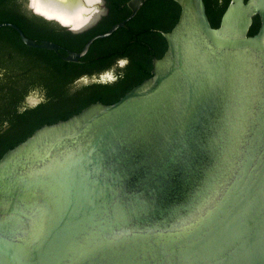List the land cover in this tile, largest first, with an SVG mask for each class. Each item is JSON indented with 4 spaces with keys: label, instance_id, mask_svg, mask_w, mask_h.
<instances>
[{
    "label": "water",
    "instance_id": "water-1",
    "mask_svg": "<svg viewBox=\"0 0 264 264\" xmlns=\"http://www.w3.org/2000/svg\"><path fill=\"white\" fill-rule=\"evenodd\" d=\"M173 1L180 16L151 77L1 157L0 264H264V0H231L217 28L204 0Z\"/></svg>",
    "mask_w": 264,
    "mask_h": 264
},
{
    "label": "trees",
    "instance_id": "trees-1",
    "mask_svg": "<svg viewBox=\"0 0 264 264\" xmlns=\"http://www.w3.org/2000/svg\"><path fill=\"white\" fill-rule=\"evenodd\" d=\"M230 1L204 0L207 16L213 28L219 27ZM118 4V2L113 3L110 7L112 17L107 21L109 27L121 18V15L113 14L118 9ZM152 5L155 6L154 15L169 13L167 15L171 23L164 27V31L170 32L179 19L180 6L173 0H149L145 9H149ZM152 8L153 6L149 10ZM6 21L17 22L11 14L0 18V22ZM18 25L20 26L19 22ZM259 27L260 19L257 16L253 19L249 36L255 35ZM89 36L91 37L92 34ZM28 37L31 35L28 34ZM73 37L68 40L69 42L61 39L54 42L78 52L91 39L83 35ZM32 39L38 43L41 40L40 38ZM112 39L114 38L94 41L80 63H69L60 59L53 51L26 46L12 28L0 29V159L8 150L23 142L42 126L66 120L95 101H103L105 104L110 102L107 101L110 98L103 95V93L107 95L110 91L97 90V92H91L92 95L84 91L79 92L74 85L89 69L104 67L106 59H109L108 51L113 49L109 46ZM131 39L121 40V50L127 52L131 49ZM137 39L146 42L147 48L152 46L156 50L155 56L158 59L167 50L165 38ZM99 55L105 57L99 58ZM151 68V54L150 56L145 54L142 61L132 56L129 71L135 80L131 86L151 77ZM71 85H73L72 88ZM38 90L45 93V99L38 106L30 108L25 99L31 92Z\"/></svg>",
    "mask_w": 264,
    "mask_h": 264
},
{
    "label": "flooded vegetation",
    "instance_id": "flooded-vegetation-1",
    "mask_svg": "<svg viewBox=\"0 0 264 264\" xmlns=\"http://www.w3.org/2000/svg\"><path fill=\"white\" fill-rule=\"evenodd\" d=\"M122 1L123 0H72L71 8L66 10L60 8L50 13L47 8L39 5L40 0H0V18L8 14L13 15L17 22L6 21L7 23L17 25L27 37L28 34L31 35V37H28L30 39L40 38L41 40L39 43L35 39H32L38 44L43 41L57 44L59 46L58 51H50H53L60 59L67 62L65 58L68 56V51H77L54 42V40L61 39L62 41L69 42L68 40L74 38L73 36L83 35L87 38H94L98 35L107 33L113 26L127 20L132 14L128 6L131 0ZM117 2L119 3L118 9H116L113 14L121 15V18L119 21L112 23L109 27L107 26V21L112 17L110 7L113 3ZM145 5L139 9L133 18L126 22L125 28H119L113 34L106 37L114 38L109 44V46L113 48L108 51L109 59H106L104 67L91 68L77 80L74 86L79 92L84 91L85 93L92 94L91 92H97V90L110 91L107 95L103 93L105 97L110 98L107 100L110 102L106 103L110 105L119 101L133 87L147 79L145 78L140 83L131 86L132 82L135 80V77L130 75L129 71L131 57L136 56L142 61L144 60L145 54L149 56L151 54L152 68L153 60L158 59L155 56L156 50L152 46L147 48L146 45L148 44L144 41H139L137 38H165L164 34L168 32L164 31V27L168 26L171 21L169 15H167L169 13L165 15H154L155 6L152 5V11L149 10L152 6H150L149 9H145ZM6 22H0V24ZM89 34H92V36L90 37ZM123 38H132L130 40L131 49L127 52L121 50L122 47L120 42ZM104 57V55H99V58ZM81 60L78 63H80ZM143 74H146V72H143ZM72 86L73 85H71V88ZM44 99L45 93L38 90L27 95L25 101L30 108H34L44 101ZM98 102L105 104L103 101H95L93 103Z\"/></svg>",
    "mask_w": 264,
    "mask_h": 264
}]
</instances>
